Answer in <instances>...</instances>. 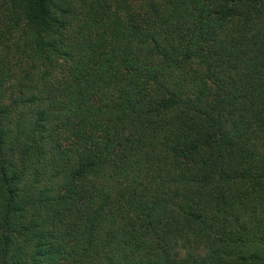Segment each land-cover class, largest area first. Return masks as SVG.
I'll use <instances>...</instances> for the list:
<instances>
[{
  "label": "trees",
  "instance_id": "trees-1",
  "mask_svg": "<svg viewBox=\"0 0 264 264\" xmlns=\"http://www.w3.org/2000/svg\"><path fill=\"white\" fill-rule=\"evenodd\" d=\"M0 264H264V0H0Z\"/></svg>",
  "mask_w": 264,
  "mask_h": 264
}]
</instances>
